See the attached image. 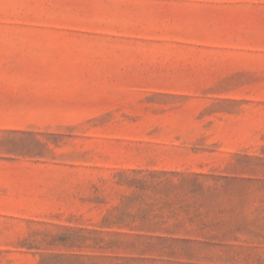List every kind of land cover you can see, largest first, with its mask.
Masks as SVG:
<instances>
[{
    "label": "rangeland",
    "instance_id": "374dc122",
    "mask_svg": "<svg viewBox=\"0 0 264 264\" xmlns=\"http://www.w3.org/2000/svg\"><path fill=\"white\" fill-rule=\"evenodd\" d=\"M0 264H264V0H0Z\"/></svg>",
    "mask_w": 264,
    "mask_h": 264
}]
</instances>
